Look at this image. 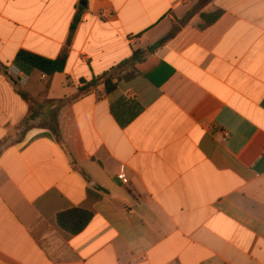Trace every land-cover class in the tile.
I'll list each match as a JSON object with an SVG mask.
<instances>
[{
    "label": "crops",
    "instance_id": "0c3cea01",
    "mask_svg": "<svg viewBox=\"0 0 264 264\" xmlns=\"http://www.w3.org/2000/svg\"><path fill=\"white\" fill-rule=\"evenodd\" d=\"M197 2L0 0V264H264V0H215V24L199 16L167 41ZM154 46L174 70L160 87L137 76L63 104ZM64 49L52 77L15 63ZM18 90L36 122L62 105V143L24 133ZM73 208L93 213L78 235L57 224Z\"/></svg>",
    "mask_w": 264,
    "mask_h": 264
},
{
    "label": "trees",
    "instance_id": "16d2710c",
    "mask_svg": "<svg viewBox=\"0 0 264 264\" xmlns=\"http://www.w3.org/2000/svg\"><path fill=\"white\" fill-rule=\"evenodd\" d=\"M214 1L215 0H200L183 18H176L173 22L172 29L167 35V41L175 38L182 28L188 26L192 22L193 18L197 14L203 21L200 25L201 30L207 29L215 24L221 18L223 11L218 10L213 13H206L203 11L205 6ZM84 9L85 8L83 6L78 7V12L71 24L70 39L73 37L79 23L81 22ZM157 47L158 46H154L149 47L146 50H137L130 58L124 60L102 75L94 77L89 82H82V86L77 89L76 93L67 97L63 101V104H71L87 97L100 85L105 86L106 94H113L117 91L118 85L121 81H129L137 76H143L157 87H160L173 75L174 70L163 62L148 58V55L152 54ZM68 55V49H64L58 58L52 60L25 50H21L16 56L15 63L18 66H28L29 68L39 71L45 76L52 77L65 71ZM3 69L6 73H8L7 68ZM18 91L30 106L29 113L21 124L24 128V133L35 128L46 129L49 131L50 136L54 137L57 142L62 143L61 129L58 120V110L62 105L58 109H51L39 120V122H36L40 118L38 102L26 92L21 90ZM51 103H54V101ZM137 114L130 117L129 122L133 121L137 117ZM31 122L36 123L29 125ZM6 142L7 140L0 142V154ZM92 218V212L82 208H73L59 213L57 215V224L62 230L70 235H78L89 225Z\"/></svg>",
    "mask_w": 264,
    "mask_h": 264
},
{
    "label": "built area",
    "instance_id": "2783aa9c",
    "mask_svg": "<svg viewBox=\"0 0 264 264\" xmlns=\"http://www.w3.org/2000/svg\"><path fill=\"white\" fill-rule=\"evenodd\" d=\"M15 73L16 74H19L17 70H15ZM118 179L123 183V184H127L128 183V179L126 177V174H125V168L124 166H122L120 168V172L118 174Z\"/></svg>",
    "mask_w": 264,
    "mask_h": 264
},
{
    "label": "rangeland",
    "instance_id": "374dc122",
    "mask_svg": "<svg viewBox=\"0 0 264 264\" xmlns=\"http://www.w3.org/2000/svg\"><path fill=\"white\" fill-rule=\"evenodd\" d=\"M199 1H200V0H198V2H199ZM198 2H197V3H198ZM197 3H196V4H197ZM196 4H195V5H196ZM211 4H212V3L208 4L207 6H205V8H204L203 11L208 10V9H209V6H210ZM195 5H194V6H195ZM194 6H193V7H194ZM198 17H199V15L197 14V15L193 18L192 21H194L196 18H197V20H198ZM23 130H24V129H23ZM9 140H11V139H9ZM9 140H8V141H9Z\"/></svg>",
    "mask_w": 264,
    "mask_h": 264
}]
</instances>
